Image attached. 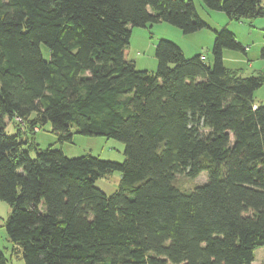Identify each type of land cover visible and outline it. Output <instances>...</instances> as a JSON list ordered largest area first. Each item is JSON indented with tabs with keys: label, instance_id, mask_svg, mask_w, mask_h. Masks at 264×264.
Segmentation results:
<instances>
[{
	"label": "trees",
	"instance_id": "obj_1",
	"mask_svg": "<svg viewBox=\"0 0 264 264\" xmlns=\"http://www.w3.org/2000/svg\"><path fill=\"white\" fill-rule=\"evenodd\" d=\"M201 2L264 18V0ZM160 22L208 28L191 0H0V201L24 264H252L264 247V77L224 66V51L246 52L226 28L211 65L160 40L156 71L137 70L131 29ZM46 124L58 144L74 131L115 139L124 161L40 149ZM113 172L106 195L95 183ZM201 173L190 190L176 183Z\"/></svg>",
	"mask_w": 264,
	"mask_h": 264
},
{
	"label": "rangeland",
	"instance_id": "obj_2",
	"mask_svg": "<svg viewBox=\"0 0 264 264\" xmlns=\"http://www.w3.org/2000/svg\"><path fill=\"white\" fill-rule=\"evenodd\" d=\"M196 8L199 18L207 24L208 28L201 29L195 33L183 34L182 30L170 24L160 22L149 24L145 28L134 27L131 29V37L126 49V57L137 70L155 72L157 60L155 48L160 40H167L176 44L183 52L185 58L189 59L197 55L205 56V62L212 64L211 54L214 34L226 28L234 33L235 38L241 41L246 52L225 51L223 58L224 66L238 71L242 77L251 75H262L264 77V59L260 57V51L264 49V18L254 20L230 21L225 13L221 11L208 10L201 0H191ZM259 24V25H257ZM43 57H48L45 46H40ZM256 104H264V82L254 92ZM17 120V119H16ZM18 121V120H17ZM14 123L7 119L6 132L9 135L15 133ZM34 141L40 149L49 146L62 150L64 156L76 158L90 155L102 161H110L121 164L124 161V144L121 142L101 136H85L74 134L70 143L58 144L55 135L51 132V126L46 124L34 130ZM118 172H113L105 178L96 181L95 186L106 195L114 193L119 183ZM206 181V174L201 173L196 179H187L185 176L176 177L177 185L184 190H190L196 185ZM10 214L9 206L0 201V252L5 256L7 264H24L21 255L13 251L12 244L7 240L4 223ZM264 260V247L255 251V260Z\"/></svg>",
	"mask_w": 264,
	"mask_h": 264
},
{
	"label": "crops",
	"instance_id": "obj_3",
	"mask_svg": "<svg viewBox=\"0 0 264 264\" xmlns=\"http://www.w3.org/2000/svg\"><path fill=\"white\" fill-rule=\"evenodd\" d=\"M257 25H259V24H257ZM238 39H239V38H238ZM238 39H237V40H238ZM239 41H241V40H239ZM245 51H246V50H245ZM226 54H227V52L224 51L223 58L225 57ZM255 104H256V103H255ZM255 251H256V250H255ZM252 264H264V260H262V259L259 260V261L254 260Z\"/></svg>",
	"mask_w": 264,
	"mask_h": 264
},
{
	"label": "built area",
	"instance_id": "obj_4",
	"mask_svg": "<svg viewBox=\"0 0 264 264\" xmlns=\"http://www.w3.org/2000/svg\"><path fill=\"white\" fill-rule=\"evenodd\" d=\"M201 59H203V58H201Z\"/></svg>",
	"mask_w": 264,
	"mask_h": 264
}]
</instances>
